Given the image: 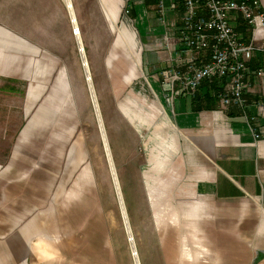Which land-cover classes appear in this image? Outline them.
Returning a JSON list of instances; mask_svg holds the SVG:
<instances>
[{"label": "rangeland", "instance_id": "374dc122", "mask_svg": "<svg viewBox=\"0 0 264 264\" xmlns=\"http://www.w3.org/2000/svg\"><path fill=\"white\" fill-rule=\"evenodd\" d=\"M60 1L47 18L52 23L0 25L23 40L20 46L10 35L0 39L9 62L0 63V264H136L78 36L139 262L174 264V253L189 247L197 223L186 210L191 143L160 84L163 67L173 62L169 34H162L159 48L146 50L125 0H111L113 24L101 0H71L77 28ZM123 25L136 31V76L128 75L118 44ZM153 154L165 163L156 174ZM198 209L203 211L198 205L193 212Z\"/></svg>", "mask_w": 264, "mask_h": 264}, {"label": "crops", "instance_id": "0c3cea01", "mask_svg": "<svg viewBox=\"0 0 264 264\" xmlns=\"http://www.w3.org/2000/svg\"><path fill=\"white\" fill-rule=\"evenodd\" d=\"M165 1L167 25L159 22L154 8L155 0H125L126 5L132 8L144 48H159L163 45L162 34H169L168 41L174 51H170L168 56L175 61L178 57L175 49L180 43L177 34L184 13L183 5L182 0ZM110 2L101 0L109 24L116 18ZM260 3L264 9V0H260ZM60 5V0H0V25L15 29L52 23L53 20L47 18H52ZM66 7L70 16V10ZM175 14L179 15L176 19ZM232 22L244 38L251 36V25L247 24L241 13L235 12ZM124 30L131 38L129 41H126ZM119 33L122 41L118 44L123 47L121 54L127 61V73L136 76L139 72V60L135 57L139 49L135 42L136 31L123 25ZM6 35H10V39L20 46L23 43L20 36L7 34L0 26V39ZM32 39L41 38L34 36ZM257 39L259 43L264 42V29ZM252 54L248 62L251 68L248 73L250 86L245 96L248 100L246 112L250 117L249 122L259 132L257 137L248 126L239 105H221L217 92L226 85L224 77L204 79L194 97V94L178 93L171 98L174 121L191 143L192 184L189 196L192 201H187L190 204L186 210L197 223L189 247L174 253L173 261L176 264H264V73L257 75L255 72L257 67L264 69V49L257 48ZM184 55L181 53V56ZM197 55L200 59H206L208 50ZM5 56L0 46L1 65L9 64L5 62ZM33 89L29 88V98L33 96ZM163 91L169 94L166 88ZM27 126L22 133L25 134ZM158 156H152L155 174L157 168L165 164H160ZM1 200L0 188V203ZM198 205L203 211L200 213L198 209L193 212ZM9 206H12L11 202Z\"/></svg>", "mask_w": 264, "mask_h": 264}, {"label": "built area", "instance_id": "2783aa9c", "mask_svg": "<svg viewBox=\"0 0 264 264\" xmlns=\"http://www.w3.org/2000/svg\"><path fill=\"white\" fill-rule=\"evenodd\" d=\"M182 5L184 13L177 34L180 43L175 50L178 57L163 67L161 85L171 98L178 93L192 96L204 79L224 77L226 85L217 92L221 105H239L257 137L259 132L249 122L246 112L245 91L250 86L248 62L252 53L257 48L264 49V42L257 41L264 29V9L260 0H182ZM166 9V1L157 0L156 13L162 23L166 20ZM235 12L241 13L251 25L248 39L232 22ZM206 50L209 56L200 59L197 54L206 53ZM255 72L261 75L264 69L257 67Z\"/></svg>", "mask_w": 264, "mask_h": 264}, {"label": "bare ground", "instance_id": "6f19581e", "mask_svg": "<svg viewBox=\"0 0 264 264\" xmlns=\"http://www.w3.org/2000/svg\"><path fill=\"white\" fill-rule=\"evenodd\" d=\"M64 1H65L66 5L68 6L69 10H70L71 20L74 21L75 28H77L78 27L77 26V20L75 18L74 6H72V1L71 0H64ZM78 42H79L78 46L80 47L81 53L83 55L82 59L84 60L83 64H84L85 73L88 75L87 79H88V83H89V90H90V93L92 95L93 106L95 107L96 116L98 117L97 119H98V122H99L100 131H101L103 139H104V148H105V151L107 153L109 165L111 166V173H112V178H113V180L115 182L116 193L118 194L120 207L122 209L123 216H124V218L126 220L125 225H126L127 235H128L129 241H130L131 249H133V252H134L133 255H134L135 263L136 264H140L138 252H137V249H136L135 239L133 238L132 228H131V225L129 223L127 209H125L124 198H123V195L121 194V187H120V182L118 180V175H117V172H116V166L114 165V161H113V158H112V152H111V149H110V146H109L108 136H106L104 122H103L102 117H101V112H100V107H99V103H98V100H97V95L95 93L93 80L91 78L90 67H89V64H88V60L86 59V56H85L84 44L82 43V40H81L80 36H78ZM89 73H90V76H89ZM127 218H128V220H127ZM135 250H136V252H135Z\"/></svg>", "mask_w": 264, "mask_h": 264}, {"label": "water", "instance_id": "95a60500", "mask_svg": "<svg viewBox=\"0 0 264 264\" xmlns=\"http://www.w3.org/2000/svg\"><path fill=\"white\" fill-rule=\"evenodd\" d=\"M80 52H81V49H80ZM81 56H83L82 55V53H81ZM86 62V61H85ZM89 76H90V73H89ZM97 117V116H96ZM98 118V117H97ZM122 213V212H121ZM122 218L124 219V223L126 222V220H125V218H124V216L122 215ZM127 220H128V218H127ZM135 252H136V250H135ZM133 254V253H132Z\"/></svg>", "mask_w": 264, "mask_h": 264}, {"label": "trees", "instance_id": "16d2710c", "mask_svg": "<svg viewBox=\"0 0 264 264\" xmlns=\"http://www.w3.org/2000/svg\"><path fill=\"white\" fill-rule=\"evenodd\" d=\"M194 96H195V94L193 95V97H194ZM193 97H192V98H193Z\"/></svg>", "mask_w": 264, "mask_h": 264}]
</instances>
